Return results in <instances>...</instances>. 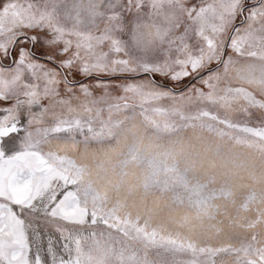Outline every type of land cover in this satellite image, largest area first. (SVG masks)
Wrapping results in <instances>:
<instances>
[{
  "label": "snow or ice",
  "instance_id": "1",
  "mask_svg": "<svg viewBox=\"0 0 264 264\" xmlns=\"http://www.w3.org/2000/svg\"><path fill=\"white\" fill-rule=\"evenodd\" d=\"M0 264H264V0H0Z\"/></svg>",
  "mask_w": 264,
  "mask_h": 264
}]
</instances>
